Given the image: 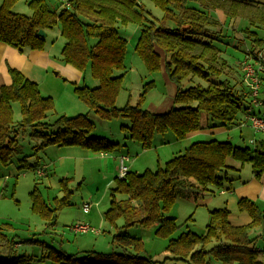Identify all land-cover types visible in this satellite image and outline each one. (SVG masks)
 Returning <instances> with one entry per match:
<instances>
[{
	"label": "trees",
	"instance_id": "trees-1",
	"mask_svg": "<svg viewBox=\"0 0 264 264\" xmlns=\"http://www.w3.org/2000/svg\"><path fill=\"white\" fill-rule=\"evenodd\" d=\"M18 1H1L0 42L22 52L42 50L46 37L38 36V31L58 28L64 39L61 61L81 72L89 66L91 75L98 81L94 88L74 86L77 98L103 120L126 118L129 124L122 125L121 130L143 149L152 147L155 135L172 132L175 140L181 141L203 127L226 129L236 121L242 106L241 96L224 82L210 81L223 73L226 60L212 41L215 38L210 35L209 27L216 21L206 7L222 9L230 18L243 16L249 26L255 27L257 23L264 25V10L258 6L243 0H152L163 12L161 20L154 22L138 9V0H60L57 11L47 0H29L30 15L13 10ZM118 24L139 27L134 50L150 74L160 70L158 49L163 50L166 73L176 85L175 106L169 111L152 113L143 108L147 94L155 87L153 79L143 84L136 104L116 106L127 72V40L119 33ZM249 26L245 30L254 37L249 47L252 52L262 47L263 40ZM9 74L11 83L0 87L1 165L7 166L18 157V170L40 167L38 161L30 163L27 155L22 156L18 136L27 128L31 129L32 137L41 139L35 150L53 145L112 153L120 148L118 142L89 136L94 124L87 114L60 115L52 122L46 121L54 113L52 98L42 95L37 84L20 71L10 68ZM194 78L207 81V85L192 84ZM185 81L191 83L186 88ZM12 103L19 105L21 119L17 122L13 119ZM202 115L207 120L205 124ZM229 158L239 166H230ZM244 164L251 165L256 178L264 175V139L256 141L254 148L217 139L194 141L155 171L127 170L124 177L115 178L110 205L104 213L106 221L116 227L111 244L122 251H87L77 256L47 247L42 257L56 264H157L141 254L139 238L121 232L122 228L140 225L156 226L155 235L167 240L166 250L174 260L209 264L214 258L222 264H264V248H258L257 236H249L252 229L264 225V211L253 201L243 197L237 202L238 210L246 211L251 218L245 225L231 224L226 207L211 209L204 235L182 231L174 236L180 226L174 217L166 215L177 197L196 198L210 187L221 189L232 181L228 172L232 168L239 171ZM68 181V178L59 181L65 196L53 199L57 208H51L37 188L30 192L32 212L48 227L53 225L58 208L71 205ZM116 194L127 197L117 200ZM118 219L123 220V225H116ZM16 243L0 232V264H30L32 257L15 253Z\"/></svg>",
	"mask_w": 264,
	"mask_h": 264
},
{
	"label": "rangeland",
	"instance_id": "rangeland-1",
	"mask_svg": "<svg viewBox=\"0 0 264 264\" xmlns=\"http://www.w3.org/2000/svg\"><path fill=\"white\" fill-rule=\"evenodd\" d=\"M28 1L19 0L14 5L13 10L21 14L30 15L31 9L27 5ZM47 1L56 11L60 9V0ZM243 1L264 10V0ZM209 5L211 6L212 4L210 3ZM138 9L154 22L160 21L163 16L162 10L152 0H138ZM206 9L212 19L216 21L214 25L209 27L210 35L212 38H215L212 41L221 50L220 54L222 58L226 60L223 73L219 76L211 77L210 81L215 83L224 82L232 86L236 94L242 98V106L237 113L234 124L228 126L226 129L224 128L225 131H222L211 139L229 141L239 147L254 148L256 144L250 143L248 139L253 138L256 141L264 139V133H255L246 115L249 109L251 112L257 113V109L262 110L264 106H253L250 108L252 97L249 93V87L244 80L243 73L237 69L238 66L240 67L238 64L247 57L254 37L249 36V33L246 32L245 28L249 24L243 16L230 18L222 9L217 8L212 10L210 7H206ZM168 25L174 26V23L168 22ZM251 29L256 32L257 37L263 40L262 51L264 54V25L257 23ZM118 31L127 40V72L124 76L123 88L116 99V106L122 107L127 102H130L132 105L136 104L143 84L155 78L157 79V88L155 91L148 93L143 108L155 113L169 111L175 106L173 102L174 92H170V85L175 90L176 85L169 81L164 68L162 71L152 74L147 71L142 60L134 50L139 36V27L136 24H118ZM57 38L59 39L57 40ZM47 39L49 41L55 39L53 42L54 46H60L56 52H61L64 39L59 35L57 28L50 31ZM158 51L162 54L163 67L166 57L163 50L158 49ZM82 73L83 80L80 85H86L90 88L98 86V81L91 75L89 66ZM191 83L207 85V81L199 78H194ZM191 83L185 81L183 85L186 88ZM51 98L54 104V113L49 114L46 120L48 122H52L60 115L75 116L87 114L94 124L89 136L109 137L107 138L108 140L111 139L110 141L117 142L114 139H120L119 141H121L127 135L125 131L121 130L122 125L129 124L126 118L119 117L103 120L93 110L89 109L85 103L79 99H75L77 97H73L74 100L81 102L77 104L79 106H86L84 112L73 110L67 100L56 98L53 95ZM12 108L14 122H17L21 119L18 103H12ZM204 119L205 115H202L201 120L203 121ZM30 134L31 129L27 128L21 131L18 136L23 149L22 156L27 155L28 162L30 163L38 161L40 165L46 164L48 169L44 171V174L40 176L36 170H18L16 160L18 157L14 158L13 162L7 166L0 164V232L2 231L8 238L17 242L14 247L15 253L17 255L32 257L30 264H56L52 260L42 257L45 255L47 247L77 256H82L87 251L98 253L115 251L120 253L122 249L111 244L113 235L117 233L116 227H113V224H110L104 218V213L109 208L111 201L110 190L115 185V178L111 175V170L109 168L105 169L103 166L100 167L94 162L89 163L90 159L83 162L82 155L89 153V151L79 147H58L51 145L42 150H35L34 147L40 144L41 139L32 137ZM165 136L173 137L174 135L172 132H167ZM200 139L203 140L202 137ZM207 139L210 140V138ZM135 146L140 148L138 143H135ZM133 149L134 147L132 150H128L132 159L137 158V153ZM181 149L184 150L185 148ZM146 152L144 157H138L137 161H135L138 165L137 167H139L138 173L146 169L155 171L158 167L164 165V163L157 165L155 150L150 149ZM234 162L236 161L232 158L228 159L229 164ZM126 164L128 166V162ZM127 166L126 168L128 169ZM62 178H68L69 180L68 187L71 190L69 200L71 201V205L58 208L59 210L57 209L58 211L55 212L57 217L53 225L48 227L44 220L32 212L30 192L34 188H37L42 198L49 203L50 207L57 208L53 199H61L65 196V193L60 191L59 188V181ZM212 189L219 190L216 187H212ZM115 196L117 200H123L127 197L124 194H116ZM213 197L217 198L218 193ZM217 203L220 202L217 201ZM84 204H90L91 206L88 213H84L83 211ZM212 207L205 206V203H200L199 200L194 198L183 199L177 197L174 205L166 212V215L174 217L180 226L174 236L182 231H193L199 235H204L209 211L213 209ZM219 207L229 208L225 201H222ZM76 224H87L91 230L85 233L75 232L73 226ZM116 225H123V220L118 219ZM155 229L156 226L143 227L132 225L122 228L121 232L139 238L142 242L141 254L156 261L157 264H189L188 259H172V255L166 250L167 240L156 236ZM256 234H258L256 229L250 231L251 237H255ZM257 243L261 244L264 241L259 240ZM209 264L222 263L219 260L211 258Z\"/></svg>",
	"mask_w": 264,
	"mask_h": 264
},
{
	"label": "crops",
	"instance_id": "crops-1",
	"mask_svg": "<svg viewBox=\"0 0 264 264\" xmlns=\"http://www.w3.org/2000/svg\"><path fill=\"white\" fill-rule=\"evenodd\" d=\"M57 30L60 35L58 28ZM49 33L50 31L46 32V38H48ZM59 38H57V40ZM54 41L55 39L50 41L47 39L45 47L42 50H25L23 52L8 44L0 42V87L2 85H9L11 83L9 69L13 68L20 71L29 80L35 82L42 95L50 97L53 95L56 96V98L67 100L68 104L72 106L73 110L84 112L86 110V106L84 107L81 104V106H79L77 103L81 102L77 101L78 98H75L77 100H74L73 98L77 97L74 96L75 93L73 88L74 86L81 84L83 80V73L61 61V52H56L60 46H54ZM261 50H263V46L261 47ZM159 54L161 56V66L159 71H162L163 68L165 70V64L162 67V54L161 52H159ZM243 61L238 64L240 67L238 66L237 69H239L240 72H242L241 63ZM153 80L155 81V87L150 92L155 91L157 88V79L154 78ZM169 81L171 80L169 79ZM164 85L166 87L165 80ZM170 92H174L175 95L176 90L172 85H170ZM257 111L261 110L257 109ZM206 121L207 120L204 119L202 124H205ZM222 131H225V129L222 127H203L202 129L188 134L184 140H181V142L175 140L174 136L155 135L153 145L149 149H143L141 146L138 148L135 146L136 142L127 139L125 136L124 139H121V141H119L120 139H114L120 144V148H118V150L112 153L89 151V153L82 155V161L84 162L87 159H90L89 163L94 162L100 167L103 166L105 169L109 168L111 170V175L114 178H117L120 171L121 157L125 158L124 164L126 166V162H128V171H132V169H134V171L137 172L139 167H137L138 165L135 161H137L138 157H144V155L147 153L146 151L150 149L155 150V161L157 165H160L168 161L176 153L181 152L183 150L181 148H186L194 141L202 140L200 139L201 137L203 140H208L207 138H214V136H217ZM133 147V150L137 153V158L134 159H132L130 152H128V150H132ZM126 150L127 152H125ZM229 165L238 167L239 163L234 162L230 163ZM228 175L232 181L226 184L225 187L219 190H213L212 187H210L209 190L203 192V194H198L194 199L199 200L200 203H205V206H213V209L219 208L222 201H225L226 205L229 206V220L231 224L245 225L251 221V218L246 211L238 210L237 202L240 198L244 197L253 201L261 210L264 211V175L256 178L252 172V167L250 164H244L239 169V171H235V169L232 168L228 172ZM216 193H218L217 198L213 197ZM183 199H192V197ZM217 201L220 203H217ZM254 229H256L258 232V234L255 235V237H258L257 242H259V240L264 241V225ZM257 246L258 248L263 249L264 243H257Z\"/></svg>",
	"mask_w": 264,
	"mask_h": 264
},
{
	"label": "built area",
	"instance_id": "built-area-1",
	"mask_svg": "<svg viewBox=\"0 0 264 264\" xmlns=\"http://www.w3.org/2000/svg\"><path fill=\"white\" fill-rule=\"evenodd\" d=\"M65 2V0H62ZM66 7L68 6L65 4ZM241 69L244 80L249 87V93L252 97L250 102V108L253 106L260 107L264 106V54L262 50H248L247 57L241 63ZM261 110V109H259ZM261 112V113H260ZM246 118L250 121L251 127L255 133H264V108L257 113L251 112L250 109L247 112ZM250 143L256 144V140L253 138L249 139ZM124 157L120 158V171L119 178L124 177L127 172V168L124 165ZM47 170V165H41L37 170V174L42 176L44 171ZM90 204L83 205L84 213H88L90 210ZM75 232H87L91 230L87 224H76L73 226Z\"/></svg>",
	"mask_w": 264,
	"mask_h": 264
},
{
	"label": "water",
	"instance_id": "water-1",
	"mask_svg": "<svg viewBox=\"0 0 264 264\" xmlns=\"http://www.w3.org/2000/svg\"><path fill=\"white\" fill-rule=\"evenodd\" d=\"M38 36L46 37V32H44L43 30H39L38 31Z\"/></svg>",
	"mask_w": 264,
	"mask_h": 264
}]
</instances>
